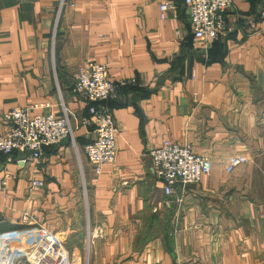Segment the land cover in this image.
Segmentation results:
<instances>
[{"label": "crops", "instance_id": "crops-1", "mask_svg": "<svg viewBox=\"0 0 264 264\" xmlns=\"http://www.w3.org/2000/svg\"><path fill=\"white\" fill-rule=\"evenodd\" d=\"M159 1L0 0V135L14 107L66 109L73 126L38 165L0 159V233L42 227L74 264H264V0H232L208 43L183 0L164 19ZM91 62L116 86L103 103L116 158L99 175L83 153L89 105L72 90ZM163 141L209 159L210 172L166 196L149 154ZM231 157L246 162L227 173ZM33 180L42 187L30 191Z\"/></svg>", "mask_w": 264, "mask_h": 264}, {"label": "built area", "instance_id": "built-area-1", "mask_svg": "<svg viewBox=\"0 0 264 264\" xmlns=\"http://www.w3.org/2000/svg\"><path fill=\"white\" fill-rule=\"evenodd\" d=\"M188 11L191 32L195 39L208 43L216 40L226 29V13L233 6L232 0H183ZM160 18L173 8L169 0L158 4ZM264 18V11L260 13ZM73 92L89 105V118H82L81 125H93V138L84 145L83 153L99 175L102 169L114 163L116 158V139L118 130L109 110L103 103L110 99L116 86L108 80L105 65L87 63L74 77ZM47 106V105H46ZM45 106V107H46ZM14 107L4 115L8 126L0 135V159L7 161L15 152L25 153L35 163L40 164L44 148L72 137L73 126L70 113L63 109L60 115L52 113L30 115L33 109ZM155 176L161 183L166 196H171L176 187H188L201 180L211 170L209 159L199 156L183 145L163 141L150 153ZM246 162L244 157L228 159L225 171ZM43 183L33 180L30 191L42 187ZM28 219L24 215L21 220ZM24 260L28 264H74L61 240L42 227H28L0 233V264H16Z\"/></svg>", "mask_w": 264, "mask_h": 264}]
</instances>
